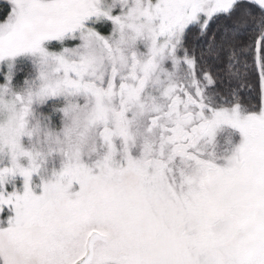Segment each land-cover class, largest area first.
I'll return each instance as SVG.
<instances>
[{"label": "snow or ice", "instance_id": "6c2138e0", "mask_svg": "<svg viewBox=\"0 0 264 264\" xmlns=\"http://www.w3.org/2000/svg\"><path fill=\"white\" fill-rule=\"evenodd\" d=\"M0 264H264V0H0Z\"/></svg>", "mask_w": 264, "mask_h": 264}]
</instances>
